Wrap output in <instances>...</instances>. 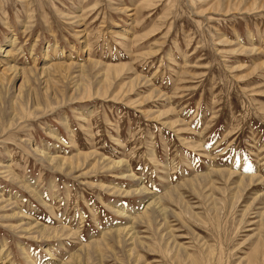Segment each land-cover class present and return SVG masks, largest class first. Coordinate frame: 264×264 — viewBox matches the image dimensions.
Masks as SVG:
<instances>
[{
	"label": "rangeland",
	"instance_id": "374dc122",
	"mask_svg": "<svg viewBox=\"0 0 264 264\" xmlns=\"http://www.w3.org/2000/svg\"><path fill=\"white\" fill-rule=\"evenodd\" d=\"M39 150L90 158L69 175ZM27 221L64 231L34 239ZM1 249L264 264V0H0Z\"/></svg>",
	"mask_w": 264,
	"mask_h": 264
},
{
	"label": "bare ground",
	"instance_id": "6f19581e",
	"mask_svg": "<svg viewBox=\"0 0 264 264\" xmlns=\"http://www.w3.org/2000/svg\"><path fill=\"white\" fill-rule=\"evenodd\" d=\"M15 39V37H11L10 39H9V41H8V43H11L13 40ZM1 52H2V50H1ZM9 52V50L8 51H6V54ZM5 54V55H6ZM73 65L72 64H65V63H59V64H57V65H55L54 67L55 68H66V69H68V70H70L71 69V67H72ZM94 67H96V64L94 65ZM47 70V69H46ZM109 70V69H108ZM118 70V69H117ZM32 71H34V70H32ZM32 71H30L29 70V72H31V74L28 76H26L25 75V71H21V72H19V70L17 69V67H14V66H11V67H8V68H5V70L2 72V75H3V77L4 76H6V75H9V76H12V75H14V74H16V73H20L22 76L24 75V78L23 79H26V77H28L27 79H26V82H29L30 81V77L31 76H34L35 77V73H32ZM35 72V71H34ZM51 73V72H50ZM75 83V82H74ZM77 83H79L78 81H77ZM76 83V84H77ZM73 84V83H72ZM74 85V84H73ZM75 87H77L78 88V86H75ZM82 87V86H81ZM75 90V89H74ZM20 91V90H19ZM75 91H83V90H81L80 88H78L77 90H75ZM82 94H83V92H82ZM86 94H89L88 92L86 93ZM105 94V93H104ZM96 95H99V92L97 91L96 92ZM81 96H83V97H85V94H83V95H81ZM90 96V95H89ZM28 97L29 98H31L32 97V94H31V92L29 91L28 92ZM78 97V96H77ZM80 98V97H79ZM59 103L57 102V105H58ZM39 152H40V154L42 155V156H45L46 157V161H47V163L49 164V165H51L54 169H56L57 171H60V172H66L67 174H69V175H71V174H73L75 171H77L78 170V168L77 169H75L74 168V170H73V166H74V163H76V164H78V163H85L89 158H90V156L89 155H78V156H76L75 158H72V159H56V158H53L52 156H49V155H47L45 152H43L42 150H39ZM99 163V162H98ZM97 163V164H98ZM121 163V162H120ZM111 165V164H110ZM93 168H94V170H96V169H98L99 168V166L98 165H93ZM226 175V174H225ZM225 177V176H224ZM248 181V180H247ZM239 185H240V183H238ZM246 184V183H245ZM248 184H249V182H248ZM241 186V185H240ZM141 189H143V188H141ZM237 189V188H236ZM237 192H238V190H237ZM143 194V193H142ZM176 199V198H175ZM154 200V199H153ZM178 201V200H177ZM150 202V201H149ZM155 203H156V201H155ZM155 203H150L148 206H147V208H146V210L145 211H147V209L148 208H150L151 207V205H156ZM159 203V202H158ZM12 206V205H11ZM154 207V206H153ZM163 207V206H162ZM121 211V210H120ZM119 211V212H120ZM155 212V211H154ZM167 212V211H166ZM122 213H124L123 211H121V214ZM161 213V212H160ZM18 214L19 213H15V214H13V217H15V216H18ZM151 214V213H150ZM144 215H145V213H144ZM161 215V214H160ZM19 216H22V215H19ZM163 216V215H162ZM149 217V216H148ZM23 218H26V219H28L29 220V218H27V217H24L23 216ZM145 218V217H144ZM150 218V217H149ZM155 219V218H154ZM133 220V219H132ZM145 220H147V219H145ZM151 220H152V218H151ZM162 221V220H161ZM149 222V221H148ZM27 223V224H26ZM25 224H26V226H24V229L23 230H21V232L22 233H25V234H28L30 237H32V238H34V239H50V237H57V235H58V233H60V232H63L64 230H52V229H47V228H43V227H40V226H38V224L37 223H34V222H31V221H27ZM126 226H128V224L126 225ZM153 226V225H152ZM132 228H128V227H124V229H118V230H116L115 232H113L114 234H113V236H114V238H118L119 239V242L120 241H122V239L124 238V237H126V236H128V239H133V237H132V234H130V230H131ZM110 235V234H109ZM108 235V236H109ZM134 235V234H133ZM112 236V237H113ZM136 236V235H135ZM111 237V236H110ZM111 237V238H112ZM113 238V239H114ZM138 239V238H137ZM131 241V240H130ZM137 241V240H136ZM126 242V241H125ZM139 242V241H138ZM131 243V242H130ZM124 245V244H123ZM3 251L4 250H0V264H3V259H7L8 258V256H4L5 254H3ZM130 252H131V250H130ZM49 255H51V256H53L52 254H49ZM95 255V254H94ZM74 256V255H73ZM133 255L131 254V255H129V257H132ZM52 258V257H51ZM52 260H55L54 258H52ZM73 261L75 262V263H79L80 261H79V258H77V259H73ZM73 262V263H74ZM74 263V264H75ZM31 264H34V263H31ZM69 264V263H68ZM72 264V263H71ZM79 264H81V263H79Z\"/></svg>",
	"mask_w": 264,
	"mask_h": 264
}]
</instances>
